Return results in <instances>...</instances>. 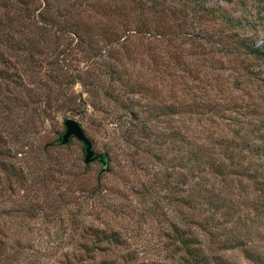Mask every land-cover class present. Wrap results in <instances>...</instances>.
I'll use <instances>...</instances> for the list:
<instances>
[{
  "label": "rangeland",
  "instance_id": "rangeland-1",
  "mask_svg": "<svg viewBox=\"0 0 264 264\" xmlns=\"http://www.w3.org/2000/svg\"><path fill=\"white\" fill-rule=\"evenodd\" d=\"M24 1L28 8L20 0L8 10L17 19L12 40L22 44L0 43L10 61L0 64L10 75L0 74V163L23 172L17 181L0 166V264H86L92 255L178 264L168 235L179 220L176 185L187 184L175 171L184 168L167 140L141 139L128 124L147 121L145 104L175 103L178 114H156L159 133L205 125L229 137L232 117L255 99L262 110L264 66L235 40L264 44L255 17L263 16L264 0H205L206 12L190 0ZM244 11L251 14L237 32L222 21ZM247 72L256 77L247 80ZM66 118L107 153L106 170L99 161L84 165L76 139L52 145ZM246 222L259 227L253 238L264 249V217ZM90 228L115 231L122 244L86 252ZM223 255L253 264L238 248Z\"/></svg>",
  "mask_w": 264,
  "mask_h": 264
},
{
  "label": "trees",
  "instance_id": "trees-1",
  "mask_svg": "<svg viewBox=\"0 0 264 264\" xmlns=\"http://www.w3.org/2000/svg\"><path fill=\"white\" fill-rule=\"evenodd\" d=\"M190 1L202 11L208 10L204 4L205 0ZM17 2L20 3V0H0V8L4 10L0 12V43L4 40L12 41L11 49L15 48L13 45L22 44L12 40V33L17 31V19L14 13L8 12L10 8L16 9L14 4H18ZM28 2L23 0L27 8ZM27 8L24 10L29 11ZM249 12L244 11L234 18L226 16L222 21L228 28H235L234 32H237L235 30L244 26L246 17L251 14ZM41 16L43 14L39 13V17ZM263 16L260 13L255 14L260 25V29L256 30L254 27L257 33L258 30L264 33ZM235 41L246 55L257 61L259 66H264V44L250 43L245 36L239 34ZM30 48H33V45H30ZM9 62L7 53L0 49V64ZM0 74L4 79L10 76L2 69ZM247 75V80L256 77L255 72H247ZM257 100L253 101L251 107H246V111L238 115L237 119L232 117L231 123L234 127L229 137L225 133L215 135L205 125L188 127L191 129L186 128V133H181L178 126L171 125L168 133H159L154 124L156 114H178L179 108L175 103L145 104L147 121L139 123L131 120L128 124V128L134 130L141 139L147 140L154 135L156 140H167L166 150L170 152V157L181 163L184 168L182 174L175 171L178 178L184 175L187 184L180 188L176 185L173 202L176 204L175 217L179 220L176 219L178 223L171 224L168 235L178 264H232L225 259L223 252L233 248L240 249L251 263L264 264V249L256 246L253 238L259 227L254 223L256 227L253 231V221L249 224L246 222L248 219L264 217V104L262 111ZM234 106V112H237V103ZM154 154V158L159 162L157 164H161V156ZM0 166L6 174L8 173L7 178L15 176L17 181L23 180L21 170H17L18 173L14 167H9L4 162H1ZM171 176L172 173L169 172L165 173L163 178L167 181ZM250 213L254 215L251 217ZM88 234L93 240V245L86 247V252L98 253L122 244L115 231L90 228ZM86 264L117 263L111 259L96 260L92 255L91 261Z\"/></svg>",
  "mask_w": 264,
  "mask_h": 264
},
{
  "label": "water",
  "instance_id": "water-1",
  "mask_svg": "<svg viewBox=\"0 0 264 264\" xmlns=\"http://www.w3.org/2000/svg\"><path fill=\"white\" fill-rule=\"evenodd\" d=\"M63 131L59 133L58 138L52 145H68L72 139H76L81 143V151L83 155V163L87 167L90 163L99 161L103 164L101 171L106 170L108 163L107 153H98L92 147L91 140L87 137L82 125L72 119L66 118L63 121Z\"/></svg>",
  "mask_w": 264,
  "mask_h": 264
}]
</instances>
